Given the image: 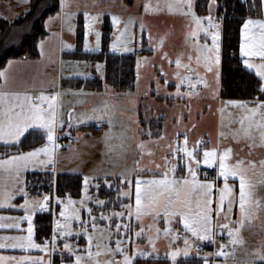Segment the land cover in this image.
<instances>
[{"label":"snow or ice","instance_id":"snow-or-ice-1","mask_svg":"<svg viewBox=\"0 0 264 264\" xmlns=\"http://www.w3.org/2000/svg\"><path fill=\"white\" fill-rule=\"evenodd\" d=\"M241 4L245 0H240ZM62 12L68 7L67 0H60ZM216 6V0H210L207 17L197 16L193 11L192 0H174L173 3H167L168 11H178L183 15L189 16L196 28L190 35L198 36L199 33L204 34L205 42L203 44L197 43L195 45L196 62L200 64L203 61V67L206 72L213 73L217 84L219 83V65L221 64V35L222 22L224 17H213L211 15L213 7ZM249 8L257 7L258 10L264 9V0H257L256 4L249 3ZM145 11L149 10V5H144ZM159 10V9H157ZM85 16V28L88 32H95L96 48H89L87 40L84 48L86 51H96L99 49L101 33L95 31L93 28L97 17L89 16L87 12ZM67 17V19H65ZM71 18L72 14L64 12L63 16L58 14L56 19H61L68 25V30L71 32ZM53 18H49L51 22ZM112 24L119 25L120 19L117 16H112ZM204 21H207V27L204 26ZM134 21L130 18L129 23ZM143 28V25H141ZM127 32V25L124 30L117 35V43L125 36ZM208 37L211 39V44L207 42ZM44 41L41 40L39 47L41 54L44 51ZM117 43L112 45L113 50L117 49ZM162 43V42H161ZM72 48L71 44L66 45ZM125 51H130L125 47ZM240 55L242 57L243 65L246 70L254 71L258 78L254 87L264 97V18L253 19L251 17L244 20L241 28V42ZM166 57V54H165ZM192 60L191 55L189 61ZM11 61L9 64L11 65ZM177 68H185L191 71L190 64H182L181 59L177 58ZM102 65L97 64L96 69L100 70ZM163 72V69H161ZM179 79L177 85V95H182L179 91L180 84L187 83L189 88L194 89L197 84H204L208 86L207 80L202 76H197L196 81L193 82L190 76H181L179 72L176 73ZM0 78L4 83L0 84V143L5 147L19 146L22 143V138L27 136H34L39 139L46 137L47 142L40 147H35L31 151L8 154L5 153L0 157V171L6 173L7 180L12 181L13 188L20 182V174L27 170L29 165L38 161L44 164L45 161L39 159L42 155L47 157L49 164L54 163L53 156L56 148V130L57 126H63L64 121L61 119V112L58 107L59 93L49 96L41 91L38 95H32L28 91H12L8 87V73L7 71H0ZM193 93H188L191 95ZM46 105V106H45ZM236 109V113H230L232 117L228 126L231 127L233 123H238L239 128L233 130L232 138L239 142L244 139L249 141V147L255 148L257 146L264 147V98H254L252 100H229L222 103L220 108L221 113V127H224L223 115L226 108ZM74 113H69L68 127H72L71 119ZM83 123V120L79 121ZM151 136V133H147ZM220 141L213 146L207 147L206 142L198 140L191 147L189 146L188 136L185 133L183 136L182 145H177L175 149L170 148V154L176 157L179 154V159L182 161V167L178 164H173L168 157H165V165L162 171L153 172L151 169H143L136 167L131 173H120L117 179L120 183L116 186L117 199L120 200L121 212L115 213L111 216H106L101 211L99 218L92 215L93 209L87 208L90 220L81 221L80 211L74 205L76 201L67 197V203L64 209L59 213L63 220L57 219L55 221V229L52 236V245L49 247L48 242L38 244L34 241V224L33 215L35 211H43L49 207L48 195L43 197V200L30 201L27 199L28 193L23 187L18 188V192L23 195L24 203L19 205L26 213L23 217L7 218L16 219L17 221H27V235L0 237V249L12 248L22 249L28 251L30 249H39L42 252L49 253L55 251L56 240L58 237H69L72 235L71 222L76 220L81 224V230L87 236V246L82 254L80 250L74 249L68 242L63 244V249L68 253V259L74 257L72 264H84L85 260L89 264H133L135 257L128 255L126 249L122 247L124 240L120 238L121 229L123 234L129 239L131 237V225L115 223V233L109 232L108 239L112 235H116L115 248L109 246L105 242L103 233L97 238L95 232L97 230V219L108 220L112 222L114 218H122L127 214L129 217L134 216L137 221L146 215L159 217L161 212L165 217L166 223L169 225L171 221L177 219L182 223L185 235L183 236V245L181 249L174 247L172 241L181 239L179 234L173 235L171 227L164 229L165 237L170 239L169 247L172 249L166 253L170 257L172 264H176L177 257L183 254L187 257L195 248L196 254L200 255L203 244L199 242L214 243L217 236H226V243H221L220 248L215 253H205L202 257L203 264H209V258L213 255L217 257H227L230 253L225 251L229 245L236 246L243 244V238L240 235L241 229L245 227L246 223L256 219V213L264 209V201L257 199L256 191L257 184H264V179L260 181H253L248 175L249 167L255 169L257 164L255 161H245L243 159H233V148L230 145H222V141L227 138L226 134L221 131L219 133ZM179 139V136L177 137ZM164 139V137H160ZM257 140L259 144H257ZM145 142L141 141L138 148L144 150ZM149 155L152 153L149 152ZM139 164V161H137ZM201 165L208 169H214L215 175L209 177L207 172L201 171ZM262 176H264V160L259 161ZM178 167L181 169V174L177 175ZM160 169V165H156ZM147 172L148 175H144ZM90 179L85 176L83 178L84 189H87L90 184ZM238 182V192L236 190ZM104 185L110 190L112 184L109 183L106 176L103 181ZM97 190L100 189L101 184L95 185ZM122 198H126L128 203H124ZM14 199L13 191L9 190L7 182L0 188V208L9 205ZM92 197L85 196L84 200L79 203L81 207H85V200H91ZM58 203H64L63 200L57 198ZM134 202V203H133ZM96 205L102 210L109 201L99 199L97 195L95 198ZM234 207H238L239 219L233 221L231 213ZM6 219L0 217V221ZM223 221V222H221ZM91 226L93 232L89 234L88 227ZM111 227V223L109 225ZM151 228V226H148ZM0 228H20V224H4L0 223ZM144 227L141 226L140 231L135 232L137 238L142 237ZM157 235L149 237V244L155 250V239L159 238L160 229H156ZM80 235L79 232L76 233ZM95 243L96 251L93 252V241ZM5 241H12L8 244ZM112 257L101 261L98 259L101 254ZM121 255V260L114 259L115 255ZM139 256L148 255L145 251L137 253ZM65 257L61 255V264H65ZM256 260L264 261V251L258 250L249 264H255ZM52 264L49 258L47 261L43 257H33L31 255L5 257L0 256V264Z\"/></svg>","mask_w":264,"mask_h":264},{"label":"rangeland","instance_id":"rangeland-1","mask_svg":"<svg viewBox=\"0 0 264 264\" xmlns=\"http://www.w3.org/2000/svg\"><path fill=\"white\" fill-rule=\"evenodd\" d=\"M174 0H144L142 5L139 7L137 12H132L130 15L123 17L118 16L120 19L119 25H113L112 19H109V24H111L110 31V41L108 48L111 51L115 52H126V53H135L138 57V74L136 85L129 90H116L118 95H127V99L123 97L114 98L110 95H107L104 91H102L99 97L89 98L85 97L84 101H82V105L78 106L73 112L71 111L72 107H70L67 112H65V117L63 119L65 127L63 129L58 130L60 132L61 137L67 136V130L71 129L74 135V143L62 147L58 146L56 143V148L53 156L54 163L49 164L47 160H45L44 164L46 166H50V168H56L60 172H70V173H80L84 177L87 176L89 178L95 177L98 174L102 177H96V179H90V184L85 192L84 184L82 188V193L80 196H69L72 200L76 201V207L80 211L81 221H88L90 217L87 212V208H92V215L99 218L101 215V211L106 216H111L113 212L119 213L122 209L117 207L111 209L110 211H106L105 209H100L96 203L95 198L98 195L99 199L105 200L102 198L99 193L100 189L97 190L95 185L97 183L103 184L104 178L109 174L118 176L120 173H131L132 170L136 167H140L143 169H151L156 170V165H165V157L167 156L169 160H173V164H176L175 159H179L180 155L173 157L170 153L166 154V156H155L156 144L152 142V138L154 133H156L160 128L163 127V131H169V128L173 125L169 122L170 117L173 116H185V114L190 115V118L199 116L196 113V109H190L188 106L190 104H195V101H174L169 97V93H177V89L169 88V80L170 77H176V73L179 72L183 76H189L191 71L185 69L183 67L177 68L176 59L179 58L182 61V64H190V68L197 69L203 68V61L200 64L196 62V51L195 45L197 43L203 44L205 42L204 34L201 32L198 36H191L190 34L195 31V24L192 22L189 16H182L181 19L180 12L178 11H168L167 3H173ZM196 0H192L193 3V11L197 16L207 17L209 15V10L207 14H199L195 7ZM149 5V10L145 11L144 5ZM217 1H216V10L214 9V13L211 12L213 17L217 16ZM159 9V10H157ZM159 13H162V18H156ZM216 13V14H215ZM21 13L13 12V13H1V16H19ZM116 16V15H112ZM111 16V18H112ZM137 16V17H136ZM132 19L134 22L129 23V19ZM137 18V19H136ZM138 20V23L135 21ZM103 22L102 25H104ZM125 25H127V32L124 37L121 38L120 42L117 43V35L120 31L124 30ZM143 25V28H141ZM204 26L207 27V21H204ZM95 31H99L101 33L100 40V50L102 48V34L103 28L102 26L97 27L96 24L93 25ZM15 30V29H14ZM88 30V29H87ZM18 31V32H17ZM14 40H17L18 35H21V31L17 28L15 31ZM15 35H17L15 37ZM12 36V37H13ZM144 38L146 39V46L149 47L152 52L147 54L142 46L144 44ZM12 39V38H11ZM87 40L89 48L95 49V32H91L86 35L85 41ZM210 40V42H208ZM207 42L211 44V39L208 37ZM162 42V43H161ZM117 43V49L113 50L112 45ZM85 45V44H84ZM65 50L69 48L64 45ZM127 47L130 51H125L124 48ZM85 49V48H84ZM39 50V49H38ZM96 50V51H98ZM166 54V57H165ZM191 55L192 60L189 61V56ZM10 62V61H9ZM8 62V63H9ZM8 63H6L8 65ZM102 65L100 70L96 69V65ZM163 69V72H161ZM140 71V73H139ZM62 76H68V74L76 73L80 77L86 76H97L99 78H104V63L103 61H97L93 63L88 59H76L70 57L68 55L63 56L62 62ZM137 72V71H136ZM193 82L196 81L195 76H190ZM165 79V80H164ZM211 83L212 80H209ZM187 88L179 87V91L182 90H190L187 83H184ZM64 86V85H62ZM113 88V87H112ZM164 88V89H160ZM199 86H196L192 89L196 94V90ZM71 88L69 86H64L63 97L67 95V91ZM115 89V88H113ZM164 96V98H161ZM212 93L210 92V98ZM229 99V98H228ZM67 100V98H66ZM65 103V100H64ZM226 112V111H225ZM224 112V113H225ZM69 113H74L71 119L72 127H68V118ZM204 113L200 112V117L203 116ZM166 116L164 121V126H160L158 119L156 117ZM120 117H124V120H120ZM83 120V123L79 121ZM154 120L156 123H153ZM94 123L98 126L99 131H92V134L87 135L85 124ZM62 128V127H61ZM144 129V134H143ZM151 133V136L147 135V133ZM195 130L192 131L194 134ZM179 136V135H178ZM82 137V138H80ZM183 142V137H180ZM81 139V145L76 147L78 140ZM193 139V138H192ZM143 141L145 142V149L141 150L138 148L139 143ZM80 142V141H79ZM178 143L180 141L178 140ZM76 147V148H75ZM152 154L149 155L148 153ZM170 156V157H169ZM40 159H48L43 155ZM139 161V164H137ZM35 164V163H34ZM91 165V166H90ZM35 166V165H32ZM48 168V167H47ZM202 168H207L206 166L201 165ZM65 170V171H63ZM161 169L160 171H162ZM156 172V171H153ZM93 173V174H92ZM181 174V169L178 167L177 175ZM144 175H148L147 172ZM113 178V179H111ZM99 179V180H97ZM116 180V185L120 183V181L116 177H109L108 181L111 184L112 181ZM119 183H118V182ZM104 185V184H103ZM93 190H92V189ZM47 195V194H45ZM92 197L91 200H85V207H81L80 201L84 200L85 196ZM49 196V195H48ZM35 197V196H33ZM43 198V196H37ZM67 197H59L60 200H63L64 203H58L57 198L55 202L59 204L58 211L55 212V207L50 205L46 210L53 209V227L55 229V221L57 219L63 220V217L59 216V213L62 209H64L65 204L67 203ZM54 202V204H55ZM116 202V201H114ZM125 203H128L125 202ZM33 215V214H32ZM33 215V224H34ZM111 223V227H109ZM115 223H121V225L130 224L131 225V237L130 239L123 234V228L121 229L120 238L124 240L122 247L126 249L128 255L135 257H158L159 255L167 256L166 253L170 252L172 249L169 247L170 239L165 237L164 229L171 227L173 229V235L183 233L181 239H177L172 241L174 247L183 248V236L185 232L183 230V225H179L177 219L171 221L169 225L166 223L164 215L159 217H153L152 215H146L141 218L140 221L129 217L125 214L122 218H114L112 222L108 220H100L97 219V230L95 232V236L99 238L101 233L105 237V242L109 244L110 247L115 248V240L117 239L116 235H112L110 239L109 232L115 233ZM141 226L144 227V233L142 237L137 238L135 236V232L140 231ZM148 226H151L149 228ZM72 235L69 237H58L56 240V251L60 253V251H65L63 249L62 244L68 242L72 245L74 249L80 250L82 254L83 250L87 246V236L81 230L80 222L73 220L71 222ZM160 229L159 238L155 239V250L149 244V237H155L157 235L156 229ZM79 232L80 235L77 236L76 233ZM89 234H92L93 230L91 226L88 227ZM50 237V236H49ZM45 242H42L44 244ZM96 241H93V252L95 249ZM49 244V243H48ZM207 246V245H206ZM50 247V245H49ZM241 254L245 253L246 258L243 262L240 263H249V261L253 258L254 253L251 252L249 246L244 245L241 246ZM145 251L148 255L139 256L138 252ZM238 251L233 252V259L230 261L234 263V260H239ZM196 251H191L190 254H195ZM68 254V253H67ZM205 253H200V256H204ZM240 254V253H239ZM183 254L177 257L176 264L180 257ZM169 261L166 262H152L147 264H172V261L169 256ZM112 257L106 256L105 254H101L98 258L101 261L109 259ZM114 259L121 260L122 256L117 254ZM134 259V260H135ZM73 259H70L69 263H72ZM133 260V261H134ZM58 261L56 257L55 262ZM68 263V257L66 258L65 264ZM137 263V262H136ZM210 263V259H209ZM84 264H89L87 260H85Z\"/></svg>","mask_w":264,"mask_h":264},{"label":"crops","instance_id":"crops-1","mask_svg":"<svg viewBox=\"0 0 264 264\" xmlns=\"http://www.w3.org/2000/svg\"><path fill=\"white\" fill-rule=\"evenodd\" d=\"M144 0H67L68 7L64 10V12H68L72 14L71 18V26L72 31L70 32L68 30V25L63 22L61 19H56L58 14H61L63 16L64 12L60 10L55 13L51 14L44 20V25L47 29L46 36L42 37L38 42V49L39 54L36 57H30V56H17V57H11L9 58L8 62L11 61V65L8 63L6 64L1 71H7L8 73V87L9 90L12 91H28L32 95H38L41 91L44 92V94L52 96L57 93H59V97L57 100L59 110L61 112V119L63 120L65 117V112L72 107L71 111L73 112L75 109L82 105V101H84L85 97L89 98H96L99 97L100 93L104 91L107 95H110L114 98H120L123 99V97L128 100L127 95H118L116 92V89H113L110 85H105L102 90H94V89H82V88H71L69 91H67V95L63 97V91L64 86H62L61 78L62 76V62H63V56L65 51V46L71 44L73 47L69 48L68 50H71L75 46L76 42V28L78 24V19L80 14L84 17V26H85V16L84 13L87 12L89 16L97 17L96 22H94L93 25L96 24L97 27L102 26L104 19L106 15H108L109 19L111 20L112 15L123 16L126 17L130 15L132 12H137L139 7L142 5ZM30 8L29 0H0V14L1 13H13V12H19L21 13L19 16H21L23 13L27 12ZM216 10V6L213 7V10ZM214 13V11L212 12ZM162 13H159L156 18H162ZM216 14V13H215ZM19 16H1L10 20H14ZM184 17L185 15H180V18ZM52 17L53 19L51 22H49V18ZM137 17V16H136ZM253 18V19H260L264 18V9H262V12L257 15L248 16L247 18ZM246 18V19H247ZM67 19V17H65ZM137 19V18H136ZM135 23H138V20L135 21ZM242 28V26H241ZM86 29V28H85ZM222 29H223V22H222ZM88 30L85 31V38L87 35ZM89 34V32H88ZM223 38V31L221 35V57H222V39ZM43 40L44 43V51L43 55L40 51V41ZM210 42V40H208ZM240 42H241V31H240ZM150 54V53H149ZM137 76L138 74V67L136 68ZM140 73V71H139ZM78 75L76 73L68 74V76H74ZM182 76V74H180ZM202 76L207 80L208 86L205 87L204 84H197L196 86H199V88L196 90V94L188 95V93H193L194 91L192 88H189L190 90H182L180 93L182 95H177L174 93H169V97L173 99L174 101H195V104H190L188 107L190 109H196V113L199 118L193 117L190 118V115L185 114V116H173L170 117V123L173 125L169 128V131H163V127L160 128L156 133H154L152 142L156 144V150L154 155L155 156H166V154L170 153L169 146L171 145L172 149H175L177 145H182V141L180 137H183L186 133L188 136L189 146L191 147L194 145L198 140H202L206 142L207 147H213L215 146L218 141H220L219 133L223 131L227 138L224 139L221 143L222 145H230L233 148V159H243L245 161H255L257 166L255 169H252L249 167L248 175L251 177L253 181H260L261 179H264V176H262L261 168L259 165V161L264 160V147H255L250 148L249 147V141L241 139L239 142L234 140L232 138V132L233 130L239 128L238 123H233L231 127L228 126L229 120L232 118L229 114L230 113H236V109L234 108H226L225 113L223 115V122L224 127H221V113L220 108L222 107V103L229 101V100H252V99H242V98H226L222 96L221 94V64L219 65V83L217 84L216 78L213 73L206 72L205 68H197L192 69L189 76ZM137 78L135 81L134 86L136 85ZM165 80V79H164ZM209 80H212L210 83ZM4 83L3 79H0V84ZM179 79L174 76L170 77L169 80V88L177 89V85L179 84ZM185 84H180V88L184 87ZM187 88V86H185ZM132 89V88H131ZM164 89V88H160ZM66 92V91H64ZM210 92L212 93V96L210 98ZM67 98V100H66ZM161 98H164V96H161ZM257 98V97H256ZM264 98V97H260ZM254 99V98H253ZM65 100V103H64ZM46 106V105H45ZM200 112L204 113V117H200ZM166 116H160L156 117L159 118L158 122L160 126H164ZM67 118L69 120V116L67 115ZM120 120H124V117H120ZM153 123H156L154 120H152ZM65 124V123H64ZM63 126L58 125L56 130V137L58 139V136H60V132L58 130L63 129L65 125ZM94 125V126H88V125ZM85 124L87 135L92 134V131H99L98 126L93 123ZM62 127V128H61ZM94 127L96 128L94 130ZM93 128V129H92ZM194 134H192V131H194ZM68 134V132H67ZM144 134V129H143ZM179 135V139L177 138ZM30 139H32L34 144L30 147H26L21 152H27L31 151L35 147H40L44 143L47 142L46 137L44 139H39L34 136H29ZM160 137H164V139H160ZM82 138V137H80ZM193 138V139H192ZM24 139V138H22ZM56 139V143L59 146ZM178 140L180 143H178ZM80 141V142H79ZM74 143V142H73ZM259 144V141L256 142ZM81 145V139L78 140V143L76 144V147H79ZM75 147V148H76ZM16 153V152H14ZM12 154V153H11ZM182 155V154H179ZM3 157V156H0ZM170 157V156H169ZM40 159V158H39ZM47 160V159H42ZM176 164L181 165L182 167V161L180 159H175ZM35 166L29 165L27 170H24L20 174V182L18 185H16L15 188H13L12 181L7 180L6 173L3 171H0V188H2L7 182L9 190L13 191L14 199L9 203V205L0 208V217H5L3 221H0V223L4 224H14L19 223L20 228H0V237H11V236H20V235H27V221H17L16 219H7V218H19L26 215L25 211L19 207V205L24 203V197L22 194L18 192L19 187H23L24 190L28 193L27 199L30 201H42L43 198L37 197V196H45V194H30L26 188V180L25 175L26 172L29 170H44V169H51L54 170V172H60L55 167L52 169L50 166H46L47 164H40L38 161L34 162ZM173 163V160H172ZM91 166V165H90ZM48 167V168H47ZM164 168V165L161 166L160 169H156L153 171H160ZM65 171V170H63ZM211 171L215 175L214 169H208V168H202V172ZM66 172V171H65ZM70 173V172H66ZM93 174V173H92ZM95 177H102L101 175L94 174ZM83 176V175H82ZM84 177V176H83ZM107 177H116L115 174H109ZM238 192V182H237V188ZM35 196V197H33ZM69 197V196H66ZM256 197L257 199H260L261 201H264V184H257V191H256ZM56 199V197H55ZM54 199V202H55ZM56 203V202H55ZM134 203V202H133ZM46 210V209H45ZM39 210L35 211L34 213L29 214H35ZM44 211V210H43ZM163 215V212H161L160 216ZM231 219L233 221L239 219V210L238 207H234L233 212L230 214ZM131 218L135 219L134 216ZM35 219V217H34ZM223 222V221H221ZM181 225V223L179 224ZM54 227L52 230L53 236ZM183 233H181L180 236H182ZM241 237L243 238L244 243L236 246L229 245L225 248L226 252H229L230 254L225 257H217L215 255L211 256L210 263L209 264H249V263H240L243 262L246 258L245 253L241 254V249H239L241 246L247 245L249 246V250L253 252L254 254L260 250L264 251V209H261L256 213V219H254L251 222L246 223L245 227L241 229L240 232ZM33 239L36 243L42 244V242H48L51 248L52 243L49 241H41L36 237L35 234V221H34V236ZM5 243H12V241H5ZM203 244V247H207L206 250L201 251L202 253H215L219 248L221 243H226L223 241L215 240L214 243H207V242H197ZM63 246V244H62ZM56 250V249H55ZM194 251L195 248H194ZM238 251L237 254L239 255V262L234 260V263H231L233 259V252ZM240 253V254H239ZM64 254L66 258L68 257V254L64 251H60L59 253ZM24 255H31L33 257H43L45 261H47L49 258L52 260V255L47 252H42L39 249H30L28 251H24L22 249H12L10 247L0 249V256L10 257L15 256L19 258L20 256ZM191 255H197L191 254ZM199 256V255H198ZM202 257V256H201ZM58 258V257H57ZM139 258L142 257H136V259L133 261V264H147L143 260H139ZM55 258H53V261L55 262ZM73 259V257L71 258ZM258 261V260H256ZM70 259H68V263L66 264H72L69 263ZM137 262V263H136ZM56 263H59L56 261ZM14 264V262H13ZM164 264V263H162ZM256 264V263H255Z\"/></svg>","mask_w":264,"mask_h":264},{"label":"trees","instance_id":"trees-1","mask_svg":"<svg viewBox=\"0 0 264 264\" xmlns=\"http://www.w3.org/2000/svg\"><path fill=\"white\" fill-rule=\"evenodd\" d=\"M216 1L218 3L217 16L225 18L223 20L222 38L221 94L226 98L253 99L261 97L254 87L258 78L255 76L254 71L246 70L239 48L240 31L244 20L248 16L260 14L262 9L258 10L257 7H248L249 3L256 4L257 0H245L244 4H241L240 0ZM209 2L210 0H196L195 7L197 12L199 14H207ZM29 5V10L14 20L4 17L0 18V71L11 57L38 56V42L48 32L44 25V20L60 10V0H29ZM104 22V25H102V48L98 51H86L84 49L86 29L84 17L80 14L76 28L75 46L71 50L64 51V55L76 59H88L93 63L103 61L104 78L97 76H63L61 78L62 85L71 88L94 90H102L105 85H110L120 91L134 87L137 78L138 57L135 53L115 52L108 48L111 38V24H109L108 15H106ZM17 28L21 31V35H18L19 38L17 40H14L13 35L15 32L13 31ZM145 42L146 39L144 38L142 49L149 54L152 50L146 46ZM88 126L94 125L90 124ZM32 141L27 136L26 139H22V143L18 147H5L0 143V156L30 147L34 144ZM83 178L80 173L54 172L51 169L29 170L25 175L28 192L30 194L49 195L50 205L52 207L54 205L55 212L58 211L59 207L58 203L54 204L55 197L80 196L84 184ZM103 184H101L99 195L109 201L103 209L110 211L111 209L119 208L121 201L117 199L116 180L111 182L112 188L110 190ZM122 199L124 203L128 201L126 198ZM53 209L50 211H38L35 215V234L41 241H44L46 237L52 234ZM139 260H143L145 263H152L156 261L166 262L169 261V258L159 255L158 257H142ZM255 263L264 264V261L258 260ZM177 264H203V259L200 255L189 254L187 257H180Z\"/></svg>","mask_w":264,"mask_h":264},{"label":"built area","instance_id":"built-area-1","mask_svg":"<svg viewBox=\"0 0 264 264\" xmlns=\"http://www.w3.org/2000/svg\"><path fill=\"white\" fill-rule=\"evenodd\" d=\"M68 133L69 134H68L67 137H65V138H59L58 143L60 145H62V146H68L70 142H74V138L72 137L71 130H68ZM206 172L209 175V177H211V176L214 175L211 171H206ZM46 240L52 243V237H47ZM216 240L226 242L227 241V237L226 236H223V237L217 236ZM206 249H207L206 246L205 247H202V251H204ZM55 253H56L55 251L51 252V255H52V264H61V256H60V263H56V262L53 261V258H55V255H56ZM65 261H66V259H65Z\"/></svg>","mask_w":264,"mask_h":264}]
</instances>
